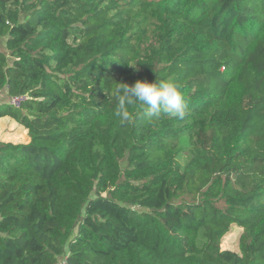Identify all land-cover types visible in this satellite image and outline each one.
<instances>
[{
    "label": "trees",
    "instance_id": "trees-1",
    "mask_svg": "<svg viewBox=\"0 0 264 264\" xmlns=\"http://www.w3.org/2000/svg\"><path fill=\"white\" fill-rule=\"evenodd\" d=\"M138 79L185 118L121 122ZM4 88L29 141L0 142V264H264V0H0Z\"/></svg>",
    "mask_w": 264,
    "mask_h": 264
},
{
    "label": "clouds",
    "instance_id": "clouds-1",
    "mask_svg": "<svg viewBox=\"0 0 264 264\" xmlns=\"http://www.w3.org/2000/svg\"><path fill=\"white\" fill-rule=\"evenodd\" d=\"M183 85L167 79L153 82L137 80L133 85L115 82L113 95L117 101L115 115L121 122L132 119L129 106L139 103L144 107L148 117H156L161 113L184 119L187 115V100L182 91Z\"/></svg>",
    "mask_w": 264,
    "mask_h": 264
},
{
    "label": "rangeland",
    "instance_id": "rangeland-1",
    "mask_svg": "<svg viewBox=\"0 0 264 264\" xmlns=\"http://www.w3.org/2000/svg\"><path fill=\"white\" fill-rule=\"evenodd\" d=\"M141 28H147L148 31H152L156 28L155 20L151 18L150 15H145L141 18L140 22ZM140 36V33L138 34ZM1 50L7 54L4 43H1ZM10 96L8 95L7 88L0 90V104L8 102ZM29 141L26 130L12 117L10 116H0V142H12V143H27ZM178 146L180 148V153L178 156L179 161L182 166L190 159V143L187 137L182 138ZM240 230L234 228L231 233L224 239L223 247L227 249L237 250L238 249V237Z\"/></svg>",
    "mask_w": 264,
    "mask_h": 264
},
{
    "label": "built area",
    "instance_id": "built-area-1",
    "mask_svg": "<svg viewBox=\"0 0 264 264\" xmlns=\"http://www.w3.org/2000/svg\"><path fill=\"white\" fill-rule=\"evenodd\" d=\"M26 100V96L18 95L10 98V104L15 107H20L21 104ZM56 264H68L66 260V256H63L58 260Z\"/></svg>",
    "mask_w": 264,
    "mask_h": 264
}]
</instances>
